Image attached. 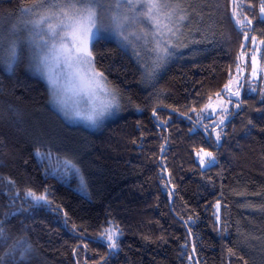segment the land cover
<instances>
[{
  "label": "trees",
  "instance_id": "16d2710c",
  "mask_svg": "<svg viewBox=\"0 0 264 264\" xmlns=\"http://www.w3.org/2000/svg\"><path fill=\"white\" fill-rule=\"evenodd\" d=\"M189 1L203 49L170 64L154 87L138 83L136 64L114 42H92L97 70L123 98L119 118L96 132L66 125L46 105V87L25 72L23 57L12 74L0 67V221L9 237L0 238V257L23 235L34 248L27 264H104L101 257L107 264H264V76L250 78L254 45L264 49V23L254 19L249 25L244 19L259 17L261 0H236L232 19L233 0ZM32 2L0 0V29ZM237 65L246 103L239 110L230 106L233 114L217 147L214 135L209 140L199 125L190 132L192 122L166 105L181 111L194 102L202 107L209 95L223 91L229 73L237 75ZM153 107L164 119L171 116L167 125L152 116ZM34 127L46 135L37 139ZM202 146L217 153L218 163L210 168L199 166L195 152ZM37 149L75 156L91 197L78 190L74 178L46 175L47 160L40 161ZM8 177L16 183L10 185ZM28 187L38 193L47 189L52 205L30 206ZM17 191L19 198L13 199ZM65 211L71 218L67 225ZM189 217L191 234L185 225ZM72 223L79 232L72 231ZM113 223L122 234L119 250L110 252L100 234Z\"/></svg>",
  "mask_w": 264,
  "mask_h": 264
},
{
  "label": "snow or ice",
  "instance_id": "6c2138e0",
  "mask_svg": "<svg viewBox=\"0 0 264 264\" xmlns=\"http://www.w3.org/2000/svg\"><path fill=\"white\" fill-rule=\"evenodd\" d=\"M190 8L191 5L185 0H33L31 4L19 10V15L10 27L0 29V65L12 74L16 65L26 55L29 68L47 85L50 94L48 103L66 119H80L90 127H97L107 116L120 109L123 98L119 89L109 87L105 73L97 70L94 52L90 47L93 40L103 32L113 31L133 47L138 58L142 55L139 50L142 46L151 60V70L146 72L143 79L154 87L153 82L158 79L160 71L179 54V50L187 48L189 40L192 43L199 42L192 39L191 30L188 34L184 31L191 17ZM259 12V17L253 16L249 19L245 16L244 19L249 25L254 19L264 23V0H261ZM232 14L237 17L236 0H233ZM237 23L242 21L237 18ZM244 39H249L247 31L244 32ZM256 39V36H251L253 42ZM137 41H142V45H138ZM260 43L264 45V40ZM241 48L243 49L244 45H241ZM241 55L244 56L245 53L242 52ZM251 59V77L256 79L258 73L264 72V66H258L255 55ZM240 72L241 67L237 65V75L232 76L229 73L230 78L224 84L223 91L216 92L214 97L209 95L202 107H197V102L185 111L174 105L166 107L192 122L190 132L195 133V126L199 125L209 140L214 135L215 144L219 147L225 134L223 126L233 114L230 106L239 110L246 103L242 99ZM244 79L247 80V77ZM252 91H257V88L253 87ZM69 94L76 98L71 105L68 103ZM156 99L159 104V97ZM261 100L264 101V90H261ZM9 109L15 111L17 116L20 115L18 108L9 105ZM137 110H141L139 106ZM189 112L194 113V116L189 115ZM152 116L162 125H167L171 119V116L164 119L158 107L152 108ZM251 123L249 120V124ZM33 135L39 139L46 135V132L42 127H34ZM165 140L167 141V138ZM160 147L163 152L165 146ZM195 154L201 169L218 163L217 153L206 147L198 148ZM36 155L42 163L47 160L46 175H56L61 180L74 178L78 190L91 197L87 179L75 156H61L59 153L54 155L51 150L42 152L39 149ZM6 179L10 185L16 183L10 177ZM168 183H171V179ZM25 195L30 200V206H51L53 203L47 189L38 193L28 187L25 189ZM172 195L173 191L170 190L169 196ZM16 198H19V191L13 199ZM215 206L219 213L221 201L217 200ZM56 207L60 208L59 205ZM7 215L5 213V216ZM64 218L67 225L71 220L67 211L64 212ZM191 220L192 217H189L185 221L190 234ZM216 220L218 223L221 221L219 214ZM3 223L0 221V238L7 242L9 237L2 226ZM72 231L79 232L75 223H72ZM121 234L122 229L113 223L111 227L104 229L100 239L106 242L110 252H114L120 248ZM80 238L83 241V233H80ZM87 247L88 244L85 243L84 248ZM33 251V244L21 235L13 241L4 256L0 257V264H27ZM192 252H196L195 244ZM73 254H76L75 248ZM188 259L192 261V256L189 255ZM101 260L107 264L104 257H101Z\"/></svg>",
  "mask_w": 264,
  "mask_h": 264
},
{
  "label": "rangeland",
  "instance_id": "374dc122",
  "mask_svg": "<svg viewBox=\"0 0 264 264\" xmlns=\"http://www.w3.org/2000/svg\"><path fill=\"white\" fill-rule=\"evenodd\" d=\"M185 2L187 4H190L189 0H185ZM31 4V3H30ZM28 6V5H27ZM26 7V6H24ZM23 8V7H21ZM20 8V9H21ZM19 9V10H20ZM19 10L17 11V14L15 15L18 16L19 15ZM189 11H191V8L189 9ZM15 17L12 19V21L9 23V25L7 26L10 27L11 24H13L15 22ZM6 28V29H7ZM189 30H191V37L192 39L199 41L198 43H192L191 40L188 41V47L187 48H181L179 50V54L175 57H173L170 62L168 63V65L160 71L158 78L162 75V73L164 72V70L172 63H179L181 61H185L188 59V57H194L196 54L198 55L201 50L203 49L204 46V42H201V40L204 38V36H200V34L198 33V24L197 21L194 19L193 13L191 11V17L190 20L187 22V26L185 27L184 31L186 34L189 33ZM102 38L105 40H109L114 42L118 47H120L123 51H125L130 57L131 59L134 61V63L136 64L138 70H139V79H138V83L141 86H149V84L146 82V79H143L145 77L146 72L151 70V60L149 58V56L147 55V53L145 52L144 48L141 46L140 47V51L142 53L141 57H137V55L135 54V51L133 49V47L129 44H127V42L123 41L120 37H118L115 32L113 31H108V32H103L101 33L97 38ZM94 39V40H95ZM133 40H135V38H132ZM93 40V41H94ZM138 45H142V41H137L136 42ZM91 46V45H90ZM255 50L253 51V55H255L257 57V62H258V66H264V49H262L260 47V45L255 44L254 45ZM251 56V58H252ZM24 58V62H25V72L28 75L34 76L36 78H38L39 80H41L47 90V100H46V105L53 110L61 119L62 121L71 127H81L87 131L90 132H96L98 131L103 125H105L108 122L114 121L116 119L119 118L120 116V109L118 111H115L112 115L107 116L102 123L97 126V127H90L88 126L84 121L80 120V119H66L62 113L58 112L51 104L48 103V101L50 100V94L48 92V88L47 85L45 83V81L43 79H41L37 74L34 73V71L32 69L29 68L28 66V60L26 55L23 56ZM251 65H252V59H251ZM0 67L2 68V70L6 73H9L3 65H0ZM243 70L241 71L242 74ZM240 74V75H241ZM260 76H264V72H260L258 73V76L256 79H258ZM250 78L253 79L251 77V73H250ZM254 79V80H256ZM155 82V81H154ZM110 87V86H109ZM75 97H72L71 94H69V100L68 103L71 105L74 103L75 101ZM235 108V107H234ZM35 151V155H36ZM37 156V155H36ZM55 164V160H53V165Z\"/></svg>",
  "mask_w": 264,
  "mask_h": 264
},
{
  "label": "water",
  "instance_id": "95a60500",
  "mask_svg": "<svg viewBox=\"0 0 264 264\" xmlns=\"http://www.w3.org/2000/svg\"><path fill=\"white\" fill-rule=\"evenodd\" d=\"M231 10H232V2H231ZM230 16H231V19H232V12H231ZM246 43H247V40H245L244 43H243L244 47L246 46Z\"/></svg>",
  "mask_w": 264,
  "mask_h": 264
}]
</instances>
